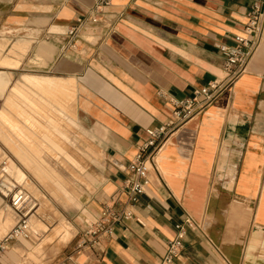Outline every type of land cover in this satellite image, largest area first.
<instances>
[{"label": "crops", "instance_id": "obj_1", "mask_svg": "<svg viewBox=\"0 0 264 264\" xmlns=\"http://www.w3.org/2000/svg\"><path fill=\"white\" fill-rule=\"evenodd\" d=\"M98 3L0 0V71L11 79L5 104L29 87L67 91L79 118L74 124L98 157L97 176L89 178L95 191L73 244L104 207L127 201L126 168L147 129L173 119L171 100L224 77L220 46H234L244 34L251 6L111 0L101 21H87L68 46L71 26ZM158 165L159 173L147 170L150 184L134 218L117 223L97 247L75 253L71 264H159L175 224L188 214L200 228L189 231L175 264H264V37L233 86L171 136ZM8 257L17 260L14 252Z\"/></svg>", "mask_w": 264, "mask_h": 264}, {"label": "rangeland", "instance_id": "obj_2", "mask_svg": "<svg viewBox=\"0 0 264 264\" xmlns=\"http://www.w3.org/2000/svg\"><path fill=\"white\" fill-rule=\"evenodd\" d=\"M29 88L33 91L21 89L7 104L0 98V163L6 162L0 184L11 181L29 196L20 212L11 197H3L0 191L4 198L0 241L24 215L29 228L27 235L7 242L0 264L63 261L86 222L82 207L88 194L95 191L90 174L95 177L98 173V157L91 153L80 124H74L73 119L79 118L73 98L67 91H54L47 85L44 90ZM9 252H14L16 261L4 259L9 258Z\"/></svg>", "mask_w": 264, "mask_h": 264}, {"label": "built area", "instance_id": "obj_3", "mask_svg": "<svg viewBox=\"0 0 264 264\" xmlns=\"http://www.w3.org/2000/svg\"><path fill=\"white\" fill-rule=\"evenodd\" d=\"M98 5L89 16L80 17L76 24L71 26L68 33L67 45L74 47L79 33L87 21L98 23L105 13L104 8L109 6L111 0H98ZM264 37V0H251V6L247 14V22L244 28V34L238 36L236 44L229 46L221 45L220 49L226 57L224 64V77L215 80L201 89H197L192 97L184 100L173 99V119L158 127L147 129L149 138L139 147L138 154L127 166V178L125 180L124 192L127 195V201L120 208L113 206L104 207L101 216L87 229H85L76 242L73 251L68 256L56 264H71L75 253L85 248H95L103 238H109L114 233V227L117 223L128 221L134 218L133 208L138 204L142 195L147 192L150 179L147 175L149 166L157 171L159 170L158 158L166 143L171 136L187 122L191 121L210 105L218 97L227 91L238 78L243 75L253 56L257 52ZM1 174L6 172V162L0 163ZM2 177V175H1ZM3 180V179H2ZM3 187L7 193L1 190ZM2 195L11 197L14 207L22 212L28 203L29 196L25 192L17 190L14 185L12 189L0 184ZM21 217L18 224L0 241V255L7 249V242L22 234H28V222ZM199 223L191 216L187 215L183 220L175 224L176 233L169 242V247L165 255L160 259L159 264H175L184 250L185 239L192 230H198Z\"/></svg>", "mask_w": 264, "mask_h": 264}, {"label": "bare ground", "instance_id": "obj_4", "mask_svg": "<svg viewBox=\"0 0 264 264\" xmlns=\"http://www.w3.org/2000/svg\"><path fill=\"white\" fill-rule=\"evenodd\" d=\"M11 79H10V76L4 72H1L0 71V98H4L9 90V88L11 87ZM4 186L8 187L9 189H12V185L9 184V183H4ZM3 190V192L7 193V190L6 189H1ZM0 203H1V200H0ZM1 206V205H0Z\"/></svg>", "mask_w": 264, "mask_h": 264}, {"label": "water", "instance_id": "obj_5", "mask_svg": "<svg viewBox=\"0 0 264 264\" xmlns=\"http://www.w3.org/2000/svg\"><path fill=\"white\" fill-rule=\"evenodd\" d=\"M3 197H4V196H3ZM0 200H1L0 205H2V203L4 202V198H2V197L0 196Z\"/></svg>", "mask_w": 264, "mask_h": 264}]
</instances>
